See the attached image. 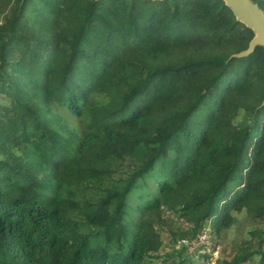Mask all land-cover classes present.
Segmentation results:
<instances>
[{
	"label": "trees",
	"instance_id": "trees-1",
	"mask_svg": "<svg viewBox=\"0 0 264 264\" xmlns=\"http://www.w3.org/2000/svg\"><path fill=\"white\" fill-rule=\"evenodd\" d=\"M254 37L224 0H0V264H208L180 241L240 223L224 264H264Z\"/></svg>",
	"mask_w": 264,
	"mask_h": 264
},
{
	"label": "water",
	"instance_id": "water-1",
	"mask_svg": "<svg viewBox=\"0 0 264 264\" xmlns=\"http://www.w3.org/2000/svg\"><path fill=\"white\" fill-rule=\"evenodd\" d=\"M232 9L238 21L244 23L255 32V37L250 43V48L240 54L241 56L252 53L257 45L264 46V10L253 0H224Z\"/></svg>",
	"mask_w": 264,
	"mask_h": 264
},
{
	"label": "built area",
	"instance_id": "built-area-1",
	"mask_svg": "<svg viewBox=\"0 0 264 264\" xmlns=\"http://www.w3.org/2000/svg\"><path fill=\"white\" fill-rule=\"evenodd\" d=\"M212 231L213 228L210 225H205L196 237L183 238L180 244L187 247L190 252H196L197 254L210 253L211 259L209 264H217L219 260V247L214 246ZM211 246L212 248L210 249Z\"/></svg>",
	"mask_w": 264,
	"mask_h": 264
},
{
	"label": "rangeland",
	"instance_id": "rangeland-1",
	"mask_svg": "<svg viewBox=\"0 0 264 264\" xmlns=\"http://www.w3.org/2000/svg\"><path fill=\"white\" fill-rule=\"evenodd\" d=\"M167 225V227H173L172 222H167L164 223ZM230 233L228 234V236H226V238H223L221 241V245L219 247V260L217 262V264H224L226 261H229L235 251H234V241H241L244 239V233H245V228L242 226V224H238L232 231H229ZM212 248V246L210 247V249ZM201 254H198V257H201ZM201 259V258H200ZM211 259V257H210ZM210 263V261L208 262V264ZM243 264H255V262H246Z\"/></svg>",
	"mask_w": 264,
	"mask_h": 264
}]
</instances>
